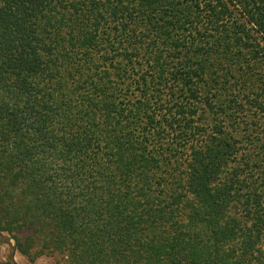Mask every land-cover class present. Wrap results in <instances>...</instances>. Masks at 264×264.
I'll list each match as a JSON object with an SVG mask.
<instances>
[{
  "label": "trees",
  "instance_id": "16d2710c",
  "mask_svg": "<svg viewBox=\"0 0 264 264\" xmlns=\"http://www.w3.org/2000/svg\"><path fill=\"white\" fill-rule=\"evenodd\" d=\"M4 233L31 262L264 264V0H0Z\"/></svg>",
  "mask_w": 264,
  "mask_h": 264
},
{
  "label": "rangeland",
  "instance_id": "374dc122",
  "mask_svg": "<svg viewBox=\"0 0 264 264\" xmlns=\"http://www.w3.org/2000/svg\"><path fill=\"white\" fill-rule=\"evenodd\" d=\"M15 246L14 240L10 239L7 234L0 235V260L5 262L11 259L16 264H67L66 257L58 253L45 254L31 262L21 255Z\"/></svg>",
  "mask_w": 264,
  "mask_h": 264
}]
</instances>
